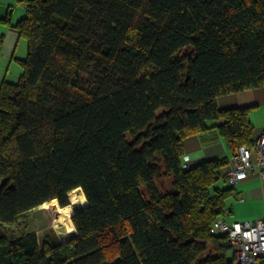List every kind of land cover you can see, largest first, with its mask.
<instances>
[{"label": "trees", "instance_id": "trees-1", "mask_svg": "<svg viewBox=\"0 0 264 264\" xmlns=\"http://www.w3.org/2000/svg\"><path fill=\"white\" fill-rule=\"evenodd\" d=\"M16 1L26 57L0 84V264H232L210 232L230 159L183 169V143L216 128L231 155L254 146L250 109L217 101L264 87V0ZM75 189L71 239L19 231Z\"/></svg>", "mask_w": 264, "mask_h": 264}, {"label": "crops", "instance_id": "crops-1", "mask_svg": "<svg viewBox=\"0 0 264 264\" xmlns=\"http://www.w3.org/2000/svg\"><path fill=\"white\" fill-rule=\"evenodd\" d=\"M13 6L14 0H0V84L3 78L14 82L15 79L12 78H15V75L19 76L21 69L16 58L22 59V53L26 51L25 41L11 27L24 15L14 18ZM6 17L10 20L8 23L2 21ZM217 104L220 109L237 107L250 109L253 138L255 141L264 138V87L224 95L218 99ZM183 148L184 156L193 164L203 163L215 157L230 159L231 156L228 146L216 128L190 136L184 141ZM228 167L229 165L223 171L228 172ZM227 207L228 213L223 217L227 222L264 220V181L256 173L240 181L234 186Z\"/></svg>", "mask_w": 264, "mask_h": 264}, {"label": "built area", "instance_id": "built-area-1", "mask_svg": "<svg viewBox=\"0 0 264 264\" xmlns=\"http://www.w3.org/2000/svg\"><path fill=\"white\" fill-rule=\"evenodd\" d=\"M229 158L227 181L231 186L254 173L264 181V138L256 140L251 149L240 146ZM182 160V168L189 169L191 160L187 156H183ZM210 232L228 237L234 256L232 264H264L263 219L254 222H227L220 218L213 223Z\"/></svg>", "mask_w": 264, "mask_h": 264}, {"label": "rangeland", "instance_id": "rangeland-1", "mask_svg": "<svg viewBox=\"0 0 264 264\" xmlns=\"http://www.w3.org/2000/svg\"><path fill=\"white\" fill-rule=\"evenodd\" d=\"M11 10V9H10ZM13 14L14 18L20 17L22 15H25V10L24 8H22L16 0H14V6H13ZM26 57V51L24 53H22V59ZM13 66L15 67L16 64ZM10 77V76H9ZM18 75H15V79L14 82H16ZM80 192L75 193L76 196L79 195ZM70 202V201H69ZM71 203V202H70ZM81 203H77L76 206L73 207L74 211H76L80 207ZM41 206L35 210H33L32 213H30L29 218L27 219V225L25 226L24 223H22V225H20V230L22 231V229H27V230H31V231H36L37 236L39 238H41V236L43 235L44 232L49 231L51 233V235L54 237V239L56 240H60V241H65V240H69L71 239V236H74V233L69 234L66 230V225L64 226L63 224H61V219H63V217L61 216V214H57L56 210H54V207L51 206ZM56 209L58 207H60V205L58 204V202L56 203ZM71 221V225L72 224V219L70 218ZM74 228V226H73ZM73 234V235H72ZM70 236V237H68Z\"/></svg>", "mask_w": 264, "mask_h": 264}, {"label": "bare ground", "instance_id": "bare-ground-1", "mask_svg": "<svg viewBox=\"0 0 264 264\" xmlns=\"http://www.w3.org/2000/svg\"><path fill=\"white\" fill-rule=\"evenodd\" d=\"M78 192H80V193L78 196H76L75 193H78ZM68 200L71 203L68 206L63 207V208L58 207L56 209L55 206H56L57 202L55 200H52L49 203H45V205H43V206H45V207L46 206H49V207L53 206L54 210H56V213L61 214V216L63 217V219H61L60 221H61V224H63L64 226L65 225L67 226L66 227L67 232L69 234H71V233L76 234L75 227L73 228V226L70 224L71 223L70 218H71L72 213L74 212L73 207L76 206L77 203H81L80 207L85 206V205H87V201H86L85 196L83 194V191L81 189H75V190L69 192ZM68 237H70V236H68Z\"/></svg>", "mask_w": 264, "mask_h": 264}, {"label": "water", "instance_id": "water-1", "mask_svg": "<svg viewBox=\"0 0 264 264\" xmlns=\"http://www.w3.org/2000/svg\"><path fill=\"white\" fill-rule=\"evenodd\" d=\"M84 206H82V208H83ZM82 208H79V209H77V210H80V209H82ZM76 210V211H77ZM76 211H74L73 213H72V215H71V219H72V217H73V215H74V213L76 212Z\"/></svg>", "mask_w": 264, "mask_h": 264}]
</instances>
